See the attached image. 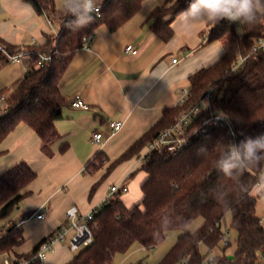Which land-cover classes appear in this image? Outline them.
<instances>
[{
    "label": "trees",
    "instance_id": "16d2710c",
    "mask_svg": "<svg viewBox=\"0 0 264 264\" xmlns=\"http://www.w3.org/2000/svg\"><path fill=\"white\" fill-rule=\"evenodd\" d=\"M25 1L59 30L47 36L45 44L25 52L30 56L27 72L10 88L0 91V97L6 98L5 108L0 106V142L25 123L42 140L43 153L51 157L53 144L61 138L56 123L68 104L60 82L83 48L84 38L102 25L110 32L117 31L141 10L145 0H93L100 7L97 14L88 11L84 0H66L62 9L56 7L55 0ZM191 2L167 0L156 7L151 31L162 40L172 39V20ZM208 28V42L219 41L224 48L222 58L190 76L186 101L166 108L103 176L107 178L125 162L141 160L130 178L140 171L148 174L141 186L142 201L128 207L121 200L122 191L110 197L95 214L93 243L67 264H114L115 257L127 254L134 244L152 250L174 231L179 232L178 238L159 264H263L264 225L256 211L264 190L258 198L253 190L264 173V52L253 51V46L264 36V11L256 9L251 23L224 18L210 21ZM7 48L11 54L22 51L12 45ZM42 56L50 59L40 65ZM241 56L248 58L233 71ZM209 94V108L201 111L192 124L188 146L176 154L157 150L145 154L149 143ZM216 113H221L226 122L205 126L204 120ZM68 148L64 144L60 150ZM104 159L105 155L98 153L88 168H101L95 164ZM36 178L37 173L26 162L0 176V258L24 243L22 229L8 218L30 196L26 188ZM99 185H93L91 195ZM199 219L202 224L191 231V225ZM230 230L236 245L232 259L221 243L224 231L230 234ZM42 241L30 253L17 256L30 257ZM215 251L219 252L215 262L208 263Z\"/></svg>",
    "mask_w": 264,
    "mask_h": 264
},
{
    "label": "crops",
    "instance_id": "0c3cea01",
    "mask_svg": "<svg viewBox=\"0 0 264 264\" xmlns=\"http://www.w3.org/2000/svg\"><path fill=\"white\" fill-rule=\"evenodd\" d=\"M166 1L145 0L141 10L117 31L110 32L106 26H100L88 45L76 53L60 82L68 104L63 108V118L56 123L61 138L52 146L53 156L43 153L42 140L25 123H20L0 142V176L21 162H26L37 173L36 180L26 188L31 194L23 200L19 220L37 212L44 215L22 226L24 243L11 254L30 253L40 241L67 223L69 208L76 206L82 214L99 209L109 198L113 185L126 184L129 193L139 181L138 197L128 198L127 193L121 200L128 207L142 201L141 186L148 174L140 171L128 183L141 166V160L125 162L103 178L107 168L151 129L166 108L180 103L184 91H188L190 76L214 65L224 55L219 41L208 42L210 21L203 10L195 15L176 16L171 22L172 39L165 41L155 35L151 31L152 11ZM259 3L264 5V0ZM58 30L46 15L38 14L25 0H0V43L5 46L12 45L27 52L31 47L45 44L46 37L56 35ZM129 45L137 49V54L127 52ZM27 59H23L22 65L21 62L7 63L0 53V91L24 76ZM173 59H177V63H173ZM76 98L87 103L89 109L74 108L72 102ZM111 122H122V129L112 131ZM96 132L103 134L100 143L92 142ZM64 144L69 148L61 152ZM100 152L107 163L97 170L88 168ZM97 182L100 185L91 195ZM257 190L258 186L253 190L255 197ZM256 213L264 225L258 204ZM201 224L202 220L191 231ZM235 250L234 244L228 249V255H233ZM218 254L215 251L211 256ZM73 258L54 251L43 264H67Z\"/></svg>",
    "mask_w": 264,
    "mask_h": 264
},
{
    "label": "built area",
    "instance_id": "2783aa9c",
    "mask_svg": "<svg viewBox=\"0 0 264 264\" xmlns=\"http://www.w3.org/2000/svg\"><path fill=\"white\" fill-rule=\"evenodd\" d=\"M89 11V10H88ZM92 13H99L100 7L93 3V8L90 11ZM92 38V35H89L84 38V46L88 45ZM127 52L131 54H137V49L133 46L129 45L126 48ZM253 51L264 52V36L260 37L253 46ZM0 53L3 54L6 58H8L12 63H20L23 59L28 58L30 56L27 55L24 51H21L17 54H11L8 51L7 46L0 43ZM248 56L239 57L236 64L232 67L233 71L238 70L243 63L247 60ZM50 59L47 56H42L39 64L42 65L46 60ZM177 59H173V63H177ZM188 92L185 90L183 93V98L180 103H183L187 99ZM211 94L201 100L200 104L193 107L192 109L183 112L178 121L163 130L151 143H149L147 147V153L152 151H166L171 154H176L183 150L186 146L189 145V133L191 132L192 124L194 123L197 116L201 113V111L207 110L209 108V99ZM5 96L0 97V106L1 108H5ZM72 106L78 109H89V105L85 103L81 98H76L72 102ZM226 122V118L221 113H216L204 120V125L209 126L214 123ZM112 131L117 132L120 131L123 127L122 122H111L109 124ZM234 136V133L232 132ZM103 134L100 132H96L92 136V142L100 143L102 140ZM235 154L236 151L233 150ZM260 184H264V173L259 175L257 186ZM122 191L126 193L129 191V187L126 184L121 185H113L110 189L109 198L112 197L115 193ZM108 198V199H109ZM107 199V200H108ZM97 210L91 211L86 214H82L78 207L73 206L69 208L66 212L67 223L59 228L55 233L45 238L39 245L37 251L32 254L30 257H19L14 254H9L5 258L0 261V264H43L47 255L49 253H53L55 251V246L65 241L69 234H71L69 247L72 252H78L79 250L90 246L93 243V233L95 230L94 217ZM44 217L43 214L35 213L26 219H20L16 223L17 228H22V226L32 218L42 219ZM221 243L224 247L230 249L234 243L229 236L227 231H224L221 237ZM262 260L264 261V253L262 254ZM216 260V256H210L207 260L208 263H214Z\"/></svg>",
    "mask_w": 264,
    "mask_h": 264
},
{
    "label": "rangeland",
    "instance_id": "374dc122",
    "mask_svg": "<svg viewBox=\"0 0 264 264\" xmlns=\"http://www.w3.org/2000/svg\"><path fill=\"white\" fill-rule=\"evenodd\" d=\"M55 4L56 7L58 9H62L64 7V5L66 4V0H55ZM237 22V21H236ZM240 32H242L240 30ZM23 62H21L20 65H22ZM15 65V64H14ZM101 160H97L96 161V166H104L107 163V160L104 159L103 162H100ZM115 175V173L113 174V176ZM131 178L128 180V183L131 182L130 181ZM140 182L138 181L135 185H133L134 189L131 190V192H126L123 193L122 195L124 196L125 194L128 193V198H137L139 193H140V189L138 188ZM264 190V184H260L258 186V190H257V196H259L258 194ZM126 197V198H127ZM258 198V197H257ZM258 202V213L262 214V216H264V195L261 196ZM140 201H138V203H132L133 206L136 204H139ZM23 212V202L20 204V206L18 208H15L13 210V212L11 213V215L9 216V220H12L14 222H16L17 220H19V218L21 217ZM43 212H46V210H44ZM264 218V217H263ZM200 220H197L196 222H194L191 227L190 230L193 229V227L195 228V226L199 223ZM264 222V219H263ZM179 232L174 231L168 234L167 238L157 247H155L152 250H148L144 247H142L141 245H139L138 243L134 244L133 247L130 249V251L125 254H119L115 257L114 260V264H138L140 262H143V264H159V262L164 258V256L169 252V250L172 248V246L175 244L177 238H178ZM230 235L233 237L234 233L230 230ZM70 238H71V234L68 235V237L66 238L65 241H62L60 243H58L55 246V254H60V253H65L68 254L70 256V258H73L78 252H71L70 247H69V242H70ZM235 244V242H234ZM53 253H49L47 255V258L50 257V255H52ZM262 256H260V258L262 259ZM6 256H4L3 258H5ZM0 258V261L3 259Z\"/></svg>",
    "mask_w": 264,
    "mask_h": 264
},
{
    "label": "clouds",
    "instance_id": "9594fccd",
    "mask_svg": "<svg viewBox=\"0 0 264 264\" xmlns=\"http://www.w3.org/2000/svg\"><path fill=\"white\" fill-rule=\"evenodd\" d=\"M85 7L91 11L93 0H84ZM256 9H264L259 0H192L189 8L182 15H195L203 10L209 21L230 19L251 23L255 17Z\"/></svg>",
    "mask_w": 264,
    "mask_h": 264
},
{
    "label": "water",
    "instance_id": "95a60500",
    "mask_svg": "<svg viewBox=\"0 0 264 264\" xmlns=\"http://www.w3.org/2000/svg\"><path fill=\"white\" fill-rule=\"evenodd\" d=\"M234 257V255H229V258L232 259Z\"/></svg>",
    "mask_w": 264,
    "mask_h": 264
}]
</instances>
